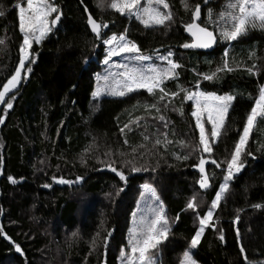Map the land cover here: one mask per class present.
Returning a JSON list of instances; mask_svg holds the SVG:
<instances>
[{
  "label": "trees",
  "instance_id": "16d2710c",
  "mask_svg": "<svg viewBox=\"0 0 264 264\" xmlns=\"http://www.w3.org/2000/svg\"><path fill=\"white\" fill-rule=\"evenodd\" d=\"M25 2L0 0V12L4 13L0 15V40L4 41L0 44V91L19 64L23 36L18 5ZM52 2L59 10L58 26L41 44H33L31 56L35 62L29 65L32 72L6 98L13 104L7 114L5 103L0 109V117H5L0 125V219L4 211L0 264H120L125 260L121 250L130 254L128 232L132 214L141 205L145 183L156 189L160 199H154L155 206L162 203L170 225L168 238L153 250L154 257L158 264H180L199 228V218L210 209L223 182L226 160L264 86V30L249 29L237 41L220 39V28L209 20L208 11L211 9L216 19L217 13L234 0H166L169 9L164 11L173 13V21L169 26L151 28L116 12L110 7L112 0ZM196 4L201 5L197 22L214 30L218 37L213 52L181 47L192 42L185 24L191 22ZM87 11L98 22L109 25L102 38L90 32ZM125 30L143 55L174 53L171 58L182 67L177 69V78L165 80L162 87L178 96L159 101V90L153 95L137 89L120 98H94L96 76L105 58L102 39ZM225 59L232 71L219 72L214 80L203 78L222 67ZM253 65L250 74L247 69ZM197 84L205 92L235 96L212 156L221 167L206 165L208 189L199 188L200 174L195 167L198 154L186 161L176 159L188 152L181 141L198 143L199 130L191 115L194 107L183 99L185 93L181 91H196ZM13 95L15 99H11ZM152 104L161 111L151 109ZM181 107L183 114L172 110ZM159 115L165 116L167 128ZM137 120L139 127L132 123ZM125 124L131 130L125 128L122 134L120 129ZM142 133L150 139L145 141ZM164 133L172 144L166 149L158 147L156 154L149 152L155 139H164ZM141 144L147 148L140 149ZM133 148L138 151L133 153ZM247 152L252 155L242 157V178L250 176V191L264 209V187L256 176V169L264 166V120L254 124ZM129 159L149 170L132 172L124 166V160ZM109 163L124 172L126 182L111 172ZM104 169L109 172H102ZM77 177L82 180L77 181ZM60 178L73 183L61 184ZM194 195L195 211L187 208ZM213 211L214 227H206L192 252L193 259L197 264H243L228 241L221 209ZM255 221L264 232V213L256 215ZM73 232L78 235L73 237ZM16 244L22 249L20 255L15 253Z\"/></svg>",
  "mask_w": 264,
  "mask_h": 264
},
{
  "label": "snow or ice",
  "instance_id": "6c2138e0",
  "mask_svg": "<svg viewBox=\"0 0 264 264\" xmlns=\"http://www.w3.org/2000/svg\"><path fill=\"white\" fill-rule=\"evenodd\" d=\"M207 3L208 0H205ZM163 9H169V4L166 0H146L144 6H141V0H112L110 7L116 12L128 16H134L145 28H151L154 26H169L173 21V13L171 11H162ZM185 8L188 5L185 3ZM58 8L52 2V0H26V7L18 5L19 15V31L22 33L23 39L19 47V64L15 68V72L7 79V82L3 84V90L0 91V103L6 104L5 115L7 110L13 107L10 100H6L5 97L15 90H18V86L22 81V72L30 74L32 68L29 66L35 61L32 59L31 53L33 50V43H41L52 31V28L60 20V14ZM50 20V17H53ZM0 15H4L0 12ZM208 18L213 24L219 26V38L226 41H237L239 38L245 36L250 28L254 29L257 26L264 29V0H234L229 2L224 10L217 13V18L213 19V12L210 9L208 11ZM201 19V5L196 4L191 12V22L185 24V30L191 35V43H183L181 47L184 49H209L217 43V35L214 30H209V27L202 26L199 21ZM87 23L90 25L91 32L95 34L97 38H102L106 33L102 32V29L107 28L108 24L103 22H97L96 19L89 15ZM4 41L0 40V44ZM102 43L107 48V55L103 60L105 65H108L114 56H120L128 54L130 61H135V64L131 66L129 64H117L115 67L122 69V71L105 76V85L110 83L111 80L115 82V87L111 90L112 95L125 96L127 93H131L137 89H146L150 94L157 95L156 90H159V101H164L168 96H178L179 93H168L165 88L162 87L165 80L175 79L178 76L177 69L182 65L174 61V53L168 51L167 55L160 56L159 59L166 61L167 66L160 68L152 64L145 66L144 62L152 59L149 55L141 54V50L136 42L129 39L127 36V30L122 34L113 33L107 39H102ZM227 57L228 53L224 54ZM252 67L248 68V72H253ZM232 71L229 67L227 59L224 60L222 67L211 74L205 75V80H214L218 78V73L222 71ZM196 91L181 88V91L185 93L183 99L194 102V110L191 115L195 118V128L199 130V139L197 144H188L185 141H181V144L188 148L187 154L182 156H176V159L189 160L193 154H198V164L195 167L198 168L200 179L198 181L200 189H208L210 187V177L206 172V165L211 164L217 168L221 167V164L214 158V146L218 142L221 136V130L225 128V122L228 117L229 109L235 96L231 94L219 95L215 92H205L200 90V85L197 84ZM102 94V89L97 88L93 92L94 97H99ZM11 99H15L13 95ZM171 103V101H169ZM167 107V105H166ZM151 109H155L160 112L161 109L157 104L150 105ZM173 111H180L183 114L182 107L180 109L173 108ZM142 119V118H139ZM159 121L164 122V127L167 128L168 124L164 115H159ZM259 120H264V87L260 88L259 97L255 101V105L251 108L250 113L247 115L246 123L243 127V132L239 136L238 142H236L234 150L231 153L230 159L226 160V174L223 176V182L219 185V189L215 194L214 199L211 201V207L207 213L199 218V228L190 240V248L196 249L201 241L202 234L205 232L206 227H214L213 217L214 211L220 207L222 199L225 197L229 189V181L234 176L241 172L245 167V163L242 157L247 154L251 156V152H247V145L250 139V134L253 130L254 124ZM5 117H0V124H3ZM136 126L139 125V120L134 121ZM206 124L211 125L210 135L206 129ZM125 128H129L128 124H125L120 129L121 133H124ZM129 130H131L129 128ZM145 141H148L150 137L142 133ZM167 133H164V139H155L152 147L148 149L152 154L155 153V149L158 147L167 148L172 144L171 140L167 139ZM128 143L127 139L124 141ZM140 149L147 148L146 144H141ZM137 148H133L132 152L136 153ZM207 154V158L203 155ZM124 156L125 153H121ZM111 168V171L116 173L121 181H127L123 171H118L116 167H113L111 163L107 165ZM124 166L130 167L132 172L148 171L147 167L137 166L131 159L124 160ZM153 171L155 169H152ZM10 181L15 183L14 178L9 177ZM82 180V177H77V181ZM59 183L70 184L73 181L64 180L60 178ZM49 185H45L48 187ZM146 192L151 193L156 201H159V196L156 195V189L148 183L143 185ZM122 190V189H121ZM143 195V193H142ZM196 196L194 195L187 204L188 209L195 211L197 208ZM256 208L262 207L257 204ZM152 218L141 216L135 223V226L131 229L128 244L131 246V256H127L124 250H121V257L127 260V264H158V260L154 257L153 250H156L163 240L168 238L170 231L169 221L164 213L162 203L158 207L153 208ZM135 215V214H133ZM239 221V217H236V222ZM3 229L0 228V233ZM5 238L11 240L10 237ZM78 233L73 232L72 236L76 237ZM223 240V235L220 236ZM14 243V242H13ZM15 251L22 254L21 247L16 244ZM240 252L244 253L243 246L240 247ZM246 264H253L248 260L247 255L244 256ZM180 264H197L193 259L191 251H185ZM264 264V262H260Z\"/></svg>",
  "mask_w": 264,
  "mask_h": 264
},
{
  "label": "rangeland",
  "instance_id": "374dc122",
  "mask_svg": "<svg viewBox=\"0 0 264 264\" xmlns=\"http://www.w3.org/2000/svg\"><path fill=\"white\" fill-rule=\"evenodd\" d=\"M145 3L146 0H141V6H144ZM23 6L26 7V2L25 5ZM160 7L161 10L164 11L163 7L162 6ZM54 16L55 14H53V17H50V20L53 19ZM126 16L129 18L136 19L134 16L130 17L127 14ZM55 26L56 27L58 26V22L56 23ZM254 29L264 30L259 26H257ZM51 32L49 33V35L51 34ZM106 55H107V48L105 50V57ZM164 55H167V53L158 52L157 54H154L151 60L144 62L145 66L148 64H152L160 68L166 67L167 66L166 61H162L161 59H159L160 56H164ZM135 63H136L135 61L129 60L128 54L112 57L110 63L108 65L104 64L102 71H100V73L96 76V84H95L94 92L97 90V88H100L102 89V94L99 97H94V98H98V99L120 98L121 96H116L111 94V90L115 87V82L111 80V77H110V83L108 85H105L103 78L105 76H109L110 73L115 74L122 71V69L115 67V65L117 64H129L131 66L132 64ZM28 75L29 74L22 72L23 78L20 85L22 84L23 80H25L28 77ZM20 85L18 86V88L20 87ZM8 96H6L5 99ZM191 102L193 104V107H195L194 102L193 101ZM3 105L4 103H0V109L2 108ZM206 129L208 130V134H210L211 125L206 124ZM244 168L241 170L240 173L236 174L231 181H229V189L225 194V197L222 199L221 205L219 207L221 209L220 217L221 220L223 221L224 226L227 229L228 241L232 246V248L235 251H237V253L240 254L242 263L246 264L244 260V256L247 255L248 260L252 261L253 264H260V262H264V232L260 228L259 223L255 221V216L260 213L261 214L264 213V209L262 203L259 202L257 198L250 191V187H251L250 176L244 179L242 178L243 177L242 174L244 173ZM256 176H257L258 184L264 187V166L256 169ZM142 190H143V196L140 200L141 205H139L133 212V214L135 215L132 214L131 224L128 232V240L130 237L131 229L135 226V223L139 220V218L141 216L152 218L153 214L151 210L153 208H156L154 203V197L151 196V193L146 192L143 186H142ZM257 204L261 205L262 207L260 208L254 207V205ZM216 211L217 209L215 210V212ZM237 216L239 217L238 222H236ZM214 222L215 220L213 218L212 223ZM128 246H129L130 254H128L127 256H131V246L129 244ZM241 246H243L245 249L244 253L240 252ZM194 250L195 249L190 248L188 251H191L192 253ZM120 264H127V260L126 259L124 261L120 260Z\"/></svg>",
  "mask_w": 264,
  "mask_h": 264
},
{
  "label": "water",
  "instance_id": "95a60500",
  "mask_svg": "<svg viewBox=\"0 0 264 264\" xmlns=\"http://www.w3.org/2000/svg\"><path fill=\"white\" fill-rule=\"evenodd\" d=\"M90 15V13L87 11V18H88V16ZM98 22V21H97ZM87 26H88V28H89V30H90V32H91V28H90V25H88V23H87ZM54 28H56V26H54ZM108 28H109V25H108V27L107 28H104V29H102V32H104V33H106L107 31H108ZM92 33V32H91ZM93 34V33H92ZM93 35H95V34H93ZM192 38V37H191ZM217 45H218V39H217V43L215 44V45H213L211 48H209V49H192L193 51H197V52H203V53H209V52H213L215 49H216V47H217ZM102 172H109V170L108 169H104V170H102ZM112 172V171H111ZM113 173V172H112ZM2 222H3V214H2V216H1V219H0V225L2 224ZM223 237H224V235H223ZM224 240V239H223ZM15 253L16 254H18V255H20V253H17L16 251H15Z\"/></svg>",
  "mask_w": 264,
  "mask_h": 264
},
{
  "label": "bare ground",
  "instance_id": "6f19581e",
  "mask_svg": "<svg viewBox=\"0 0 264 264\" xmlns=\"http://www.w3.org/2000/svg\"><path fill=\"white\" fill-rule=\"evenodd\" d=\"M1 214H4V211L2 210Z\"/></svg>",
  "mask_w": 264,
  "mask_h": 264
}]
</instances>
